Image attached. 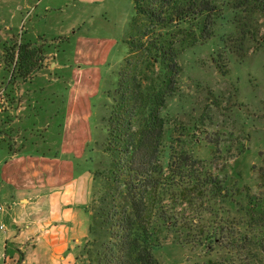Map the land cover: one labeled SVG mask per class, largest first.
Here are the masks:
<instances>
[{"label":"rangeland","instance_id":"obj_1","mask_svg":"<svg viewBox=\"0 0 264 264\" xmlns=\"http://www.w3.org/2000/svg\"><path fill=\"white\" fill-rule=\"evenodd\" d=\"M133 15V0H0V107L15 108L22 100L28 107L25 114L0 112V202L5 207L0 225L9 227L11 196L21 185L2 176L16 173L14 152L73 161L92 196L89 211L105 189V180L95 177L110 165L103 146L106 118L129 53ZM232 20L233 10L225 9L211 39L181 49L179 90L164 110L170 129L165 143L167 149L193 153L228 187L248 184L255 192L254 167L264 164V47L251 42L243 59L230 53V70L222 74L213 58L223 47L221 39L234 30ZM40 48L56 65H45L40 53L36 60ZM3 53L7 65L1 64ZM27 61L33 65L32 77L12 78ZM20 87L25 91L21 96ZM63 172L58 184L69 179L71 168ZM86 221L90 226L91 212ZM4 232L0 227V236ZM161 238L154 254L162 264H209L220 257L218 250L175 243L168 231Z\"/></svg>","mask_w":264,"mask_h":264},{"label":"trees","instance_id":"obj_2","mask_svg":"<svg viewBox=\"0 0 264 264\" xmlns=\"http://www.w3.org/2000/svg\"><path fill=\"white\" fill-rule=\"evenodd\" d=\"M133 5L129 53L106 118L103 146L110 165L95 177L106 186L90 205L92 222L79 264H162L154 247L162 244L164 231L175 243L218 250L220 257L209 264H264V164L254 167L258 191L248 184L228 187L193 153L167 149L164 115L179 90L181 49L211 39L225 9L233 10L234 30L213 58L222 74L230 70V53L243 59L251 42L264 47V0ZM36 52L38 60L41 51ZM32 66L19 68L29 75Z\"/></svg>","mask_w":264,"mask_h":264},{"label":"crops","instance_id":"obj_3","mask_svg":"<svg viewBox=\"0 0 264 264\" xmlns=\"http://www.w3.org/2000/svg\"><path fill=\"white\" fill-rule=\"evenodd\" d=\"M48 7L45 6L46 11ZM45 49L40 48L41 54L46 57L45 65L53 67L56 64L49 61L50 55ZM3 57L1 64L7 65L4 53ZM12 75V78L16 76L20 82L32 77ZM7 80L11 85L10 78ZM24 92L20 87L19 95ZM27 95L31 98L29 93ZM8 110L25 114L28 107L23 100L15 108L0 107L1 113ZM14 153L12 166L16 173L5 171L2 176L9 182L17 180L21 185L17 186L11 196L12 212L7 213L9 227L2 228L5 232L0 236V264H79L77 257L81 245L89 235L86 218L90 214L88 207L92 199V196H88L84 174L76 172L77 165L67 158ZM62 154L66 155V151ZM67 165L71 168L70 177L60 179L58 184L57 176L64 174L63 170L69 168Z\"/></svg>","mask_w":264,"mask_h":264},{"label":"built area","instance_id":"obj_4","mask_svg":"<svg viewBox=\"0 0 264 264\" xmlns=\"http://www.w3.org/2000/svg\"><path fill=\"white\" fill-rule=\"evenodd\" d=\"M5 209L4 205L0 202V211H3ZM4 226L2 225L1 228H3Z\"/></svg>","mask_w":264,"mask_h":264}]
</instances>
